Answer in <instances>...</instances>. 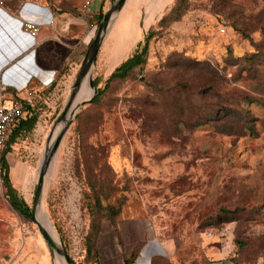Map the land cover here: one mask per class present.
I'll use <instances>...</instances> for the list:
<instances>
[{"label": "rangeland", "instance_id": "rangeland-1", "mask_svg": "<svg viewBox=\"0 0 264 264\" xmlns=\"http://www.w3.org/2000/svg\"><path fill=\"white\" fill-rule=\"evenodd\" d=\"M147 2L127 0L113 15L93 70L99 87L151 26L159 33L147 64L73 119L45 175L50 222L74 264H90L85 243L97 185L104 204H124L121 239L101 220L102 264H123L138 243L137 264H204L221 255L264 264V0H189L182 20L163 30L158 22L174 2L154 22ZM98 15L72 77L38 104L36 129L8 156L12 183L32 209L48 138L98 33ZM220 106L240 111L252 129L239 120L232 136L222 133ZM223 208L233 211L230 220ZM40 253L50 256L38 227L12 209L0 183V264H51Z\"/></svg>", "mask_w": 264, "mask_h": 264}, {"label": "crops", "instance_id": "crops-1", "mask_svg": "<svg viewBox=\"0 0 264 264\" xmlns=\"http://www.w3.org/2000/svg\"><path fill=\"white\" fill-rule=\"evenodd\" d=\"M86 1L15 0L10 3L1 1L0 87L12 89L20 98L27 99L32 89L40 92L48 89L53 83H56V88L66 83L72 77L73 65L79 61L84 38L91 29L90 21L98 15L103 2L96 1L91 7V14L85 17L82 9ZM152 1L144 3V6L150 7L147 20H151L159 10L174 2L158 0L157 5H154ZM107 3H109L107 8H110V2ZM134 4L136 2L132 6H135ZM128 6L127 4L125 9ZM27 21L40 26L41 31L36 38L23 30V24ZM151 21L154 22V19ZM40 254L42 259L51 258V255ZM123 254V257H129L125 251ZM100 257L102 264L101 251ZM50 263L53 264L52 258ZM207 264L235 263L221 255L209 260Z\"/></svg>", "mask_w": 264, "mask_h": 264}, {"label": "trees", "instance_id": "trees-1", "mask_svg": "<svg viewBox=\"0 0 264 264\" xmlns=\"http://www.w3.org/2000/svg\"><path fill=\"white\" fill-rule=\"evenodd\" d=\"M102 1L103 2L101 4L98 15L99 25L106 16L105 11L108 7L107 4H109L107 2H111L112 0H102ZM188 1L189 0H174L173 7L170 13L164 15L161 18V20L158 22V26L160 27L161 30H163L164 27H167L170 24L177 23L182 20L188 7ZM158 33L159 32L153 29V26H151L148 29V31H146V33L144 34L143 39L136 44V47L128 55V57L125 60H123L114 69V71L111 73L108 80L106 81L104 87H99L100 81L98 79L93 80V86L98 90V94L94 97V99L90 104L100 103V101L108 91L111 83L116 81L119 82L125 81L129 79L137 69L139 68L142 69V67L147 64L150 42ZM64 74L65 72L62 73V75ZM208 88L211 91L216 90L215 93L218 95L217 97H220L216 84H213ZM55 89H56V83H53V85L50 86L48 89L40 92L38 91L39 93L38 99L35 100L33 106H29V105L25 106L27 112L26 116L22 118L18 122V124L10 131L5 144L0 150V169H1V180H2L1 184L5 189V197L8 203L10 204V206L12 207V209L17 213H19L26 220H31V217L33 215V209L27 204L25 199L20 195V193L12 183L11 180L12 172H11L10 163L8 161V156L14 152L15 146L18 145L20 140L27 138L34 132L40 117V113L38 112L39 111L38 104L48 99L55 91ZM5 97L7 99L21 101V102H24L25 100L20 98L12 89H7V88L5 90ZM221 102L224 101L222 100ZM220 114L221 117H218ZM242 115L243 114L236 109L229 108L228 106H220L215 117H217L218 119L216 121H221V120L225 121V124L221 132L232 136L236 121L237 122H239V120L240 122L244 121L243 126L252 129V127L247 124L248 119L243 118ZM229 119H233L232 122H228ZM94 189L96 192L95 203L91 209L93 215V222L91 225L90 232L86 238L85 247H86V259L92 260L90 264H100L101 257H100L98 244H99V239L103 233L101 220H107L111 222V224L116 227L115 231L117 234V238L121 239L122 235L120 233L119 220L123 213L124 204L122 202L116 205L104 204L102 199L104 196L102 188L97 185H94ZM231 213H233L232 210H227L223 208L221 214L225 215V217H228V219L230 220L231 218H229V216L231 215ZM140 246L141 243H138V245L133 249L129 257H125V256L123 257L124 264H137V261L141 254ZM232 262L235 263L234 260ZM207 263H209V261H207L204 264Z\"/></svg>", "mask_w": 264, "mask_h": 264}, {"label": "water", "instance_id": "water-1", "mask_svg": "<svg viewBox=\"0 0 264 264\" xmlns=\"http://www.w3.org/2000/svg\"><path fill=\"white\" fill-rule=\"evenodd\" d=\"M127 0H116L115 2H112L109 8L108 13L102 20L100 24V28L98 30V33L94 39V41L91 43L88 51L86 52V55L84 57V60L80 66L79 72L76 76V80L74 85L72 86L71 92L68 95L66 102L63 106V109L61 110L59 116L57 117L56 124L54 128L51 131V134L48 138V143L46 146V151L45 154L41 160V166H40V171H39V178H38V183L36 186L35 190V195H34V201H33V215L31 217L32 222L38 227L43 239L45 240L49 251L50 255L52 258L53 264H55V259L57 255L62 256L67 264H74V262L71 260L69 254L65 250L64 247H62L61 242L58 244L53 237L50 235V233L45 229L41 224H39L36 220V210L37 208L44 203L43 200V189H44V181H45V175L48 169L51 167L52 162L55 158V154L59 150V147L69 130L73 119L77 116V113L79 110L86 105H89L94 97L98 94V90L93 86V79H92V87L94 89V95L91 99L86 100L80 104H77L74 106L75 101L77 99V96L80 92L82 83L84 79L87 76L92 75L93 77V70L95 68V64L97 61L98 53L101 48V45L104 41V38L106 36V33L110 27L111 21L113 19V15L115 13H120L123 7L125 6ZM60 123L64 124L63 129L61 130L60 134L54 141V143L50 146V140L53 134L54 129L56 126H58Z\"/></svg>", "mask_w": 264, "mask_h": 264}, {"label": "built area", "instance_id": "built-area-1", "mask_svg": "<svg viewBox=\"0 0 264 264\" xmlns=\"http://www.w3.org/2000/svg\"><path fill=\"white\" fill-rule=\"evenodd\" d=\"M3 0H0V3ZM98 0H87L85 6L82 9V14L87 17L91 13V7ZM23 30L31 37L36 38L40 34V26L31 21H27L23 24ZM6 88L0 87V150L5 144L8 134L18 124V122L24 118L27 114L26 105L33 106L37 94L25 99L24 102L7 99L3 94ZM0 183L1 169H0Z\"/></svg>", "mask_w": 264, "mask_h": 264}, {"label": "bare ground", "instance_id": "bare-ground-1", "mask_svg": "<svg viewBox=\"0 0 264 264\" xmlns=\"http://www.w3.org/2000/svg\"><path fill=\"white\" fill-rule=\"evenodd\" d=\"M157 1L158 0H155V2H157ZM92 79H93L92 75L87 76L84 79V81L82 83V86H81V89H80V92H79V94L77 96V99L75 101L74 106L77 105V101L80 100V99L84 98L85 99L84 101H86V100H89V99H91L93 97L94 89L92 87ZM84 101H82V102H84ZM82 102H80V103H82ZM79 112H81V111H79ZM63 127H64L63 123H60L58 126H56V128L53 131L50 143H49L50 146L54 143V141L56 140V138L60 134V132L63 129ZM44 203H42V205H40L37 208V210H36V220L45 229H47V231L50 233V235L53 237V239L59 244L60 243L59 237L56 234V232H55V230L53 228V225L50 222V219H49V216H48V213H47V210H46V206H45ZM56 264H67V262L65 261V259L62 256L57 255Z\"/></svg>", "mask_w": 264, "mask_h": 264}]
</instances>
